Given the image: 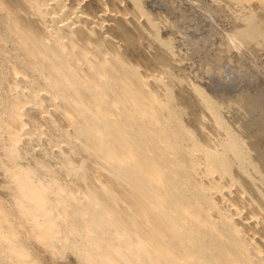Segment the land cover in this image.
Returning a JSON list of instances; mask_svg holds the SVG:
<instances>
[{
	"label": "bare ground",
	"instance_id": "6f19581e",
	"mask_svg": "<svg viewBox=\"0 0 264 264\" xmlns=\"http://www.w3.org/2000/svg\"><path fill=\"white\" fill-rule=\"evenodd\" d=\"M45 250L264 264V0H0V264Z\"/></svg>",
	"mask_w": 264,
	"mask_h": 264
},
{
	"label": "rangeland",
	"instance_id": "374dc122",
	"mask_svg": "<svg viewBox=\"0 0 264 264\" xmlns=\"http://www.w3.org/2000/svg\"><path fill=\"white\" fill-rule=\"evenodd\" d=\"M169 64H171V62H168ZM176 66V65H175ZM147 75L148 76H151L152 75V72H151V70L147 73ZM186 78H187V76H186V74L184 73V72H180V74H178V77H177V79H178V81L179 82H185L186 81ZM169 83H167V85H168ZM165 86V85H162L161 87H159V93H161V95H162V97H164L167 101H169L170 103H172V101H173V93H174V86L173 85H169V87L168 86ZM164 86V87H163ZM166 87V88H165ZM199 101H201L202 102V106H203V101L201 100V98H199L198 99ZM164 117L168 120V122L169 123H172L171 122V115L170 114H168L167 112L164 114ZM178 124V126L177 125H174L173 126V124H172V126L173 127H175V126H177L176 128V130H175V136H176V141H177V143H181V141L183 140V139H185L186 137H187V130H186V128H185V126L187 125V122L185 123L184 121L183 122H177ZM189 126V125H188ZM191 126V125H190ZM198 125H192V127H191V130L192 131H196L195 130V128L197 127ZM185 130H184V129ZM210 129V128H209ZM212 130V129H211ZM195 133V132H194ZM194 152H195V154H197V155H199L201 158H203V156H202V151L198 148H195L194 150H193ZM211 160L213 161V163L216 165V172L218 173V174H221V172H223V169L220 167V160H221V162L222 163H225V158H218L215 154H212L211 155ZM207 175L209 176V179H214V176H215V174L214 173H212V172H207ZM230 189V188H229ZM229 189H228V187H226V186H223L222 187V192L223 193H225L227 196H233V192L231 191V189H230V191H229ZM216 192V191H215ZM235 216H239V214L238 213H235ZM259 232H257V230H254V231H252V234H253V236H252V234H251V237H255V238H260L259 237V234H258ZM260 234H262V233H260ZM49 251L48 250H45V255L47 256V254H48V256H47V259H48V263L49 264H51V258H50V252L48 253ZM71 253V254H70ZM72 252H69L68 253V256H67V259L66 260H64L63 261V259H60L59 260V262H60V264H76V261H75V256H74V254H73V256H72Z\"/></svg>",
	"mask_w": 264,
	"mask_h": 264
}]
</instances>
